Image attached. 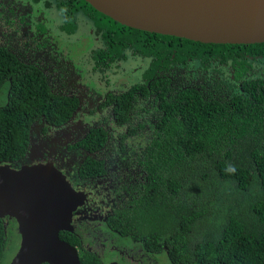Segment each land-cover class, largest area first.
I'll return each mask as SVG.
<instances>
[{"label": "flooded vegetation", "instance_id": "1", "mask_svg": "<svg viewBox=\"0 0 264 264\" xmlns=\"http://www.w3.org/2000/svg\"><path fill=\"white\" fill-rule=\"evenodd\" d=\"M83 2L0 0V47L39 70L49 91L65 98V107L72 109L63 122L42 118L34 123L24 157L8 165L15 170L48 166L78 194L71 231L60 232L74 244L78 257L86 252L100 264H165L145 248L146 240L119 233L120 223L127 224L130 217L146 219L151 213L154 192L141 166L146 137L171 121L161 110V94L182 102L193 91L208 99L209 94L223 93L227 85L232 91L243 89L244 81H264V59L245 56L250 65L238 75L235 67L241 59L236 64L225 55H198L207 50L185 43L195 55L179 62L172 45L181 47V40L147 38L142 50L108 55L110 64L100 71L94 53L106 47L95 25L76 36L59 30L66 16L75 23L72 9H89ZM161 42L163 54L157 47ZM0 220L5 235H17L20 243L15 219Z\"/></svg>", "mask_w": 264, "mask_h": 264}, {"label": "trees", "instance_id": "2", "mask_svg": "<svg viewBox=\"0 0 264 264\" xmlns=\"http://www.w3.org/2000/svg\"><path fill=\"white\" fill-rule=\"evenodd\" d=\"M86 6L116 27L108 31L99 19L94 21L106 47L94 53L100 71L110 64V54L119 57L134 48L142 50L147 38H175L121 26ZM65 22L70 23L68 16ZM175 40L186 48L172 45L177 61L195 55L185 43L199 45L207 51L198 55H225L236 64L241 59L235 67L238 75L250 65L245 56L264 59V43ZM157 47L163 54V43ZM244 85L237 91L227 85L223 93L209 94L208 99L193 91L182 102L161 94V110L171 121L159 124L155 134L146 137L141 166L154 192L151 213L146 219L130 217L127 224L120 223L119 233L146 240L145 248L165 264H264V81L252 79ZM1 92L5 101L0 106V166L24 157L34 123L42 118L63 122L72 110L65 107V98L49 91L39 70L22 64L4 47H0ZM187 102L189 107L182 111ZM59 238L74 245L62 233ZM8 242L0 220V264ZM79 261L100 264L86 252Z\"/></svg>", "mask_w": 264, "mask_h": 264}, {"label": "water", "instance_id": "3", "mask_svg": "<svg viewBox=\"0 0 264 264\" xmlns=\"http://www.w3.org/2000/svg\"><path fill=\"white\" fill-rule=\"evenodd\" d=\"M127 28L202 44L264 43V0H83ZM55 173V174H54ZM79 198L46 166H0V219H15L20 236L9 264H81L59 238L71 231Z\"/></svg>", "mask_w": 264, "mask_h": 264}, {"label": "rangeland", "instance_id": "4", "mask_svg": "<svg viewBox=\"0 0 264 264\" xmlns=\"http://www.w3.org/2000/svg\"><path fill=\"white\" fill-rule=\"evenodd\" d=\"M52 6V4L50 5V7ZM80 10H82V12H80V10H75V9H70L72 15L75 18V23H73L70 20V23H61V27L59 28V30L68 35L69 32L73 33L74 32V36H76V34H81L84 31H86L91 23L94 24V21L98 20V17L96 14L91 13L92 11H90L89 9L85 8V7H80L78 8ZM59 15V14H58ZM51 17H53L50 14ZM88 17H90V19H88ZM54 19L56 21H60V18H56V16H54ZM62 21V19H61ZM63 22V21H62ZM65 22V21H64ZM100 24L102 26V28H105V30H116L115 25L109 23L108 21H106L105 19L100 20ZM74 28H77V30H75ZM132 64V62H131ZM4 92L0 93V106L4 103L5 98H4ZM19 247V237L17 235L11 236L9 237V242L8 245L6 247V250L4 252V256H3V261L2 264H9L10 261L13 259L14 255L16 254L17 250Z\"/></svg>", "mask_w": 264, "mask_h": 264}, {"label": "clouds", "instance_id": "5", "mask_svg": "<svg viewBox=\"0 0 264 264\" xmlns=\"http://www.w3.org/2000/svg\"><path fill=\"white\" fill-rule=\"evenodd\" d=\"M229 170L232 171V172L235 171L234 167H230Z\"/></svg>", "mask_w": 264, "mask_h": 264}]
</instances>
